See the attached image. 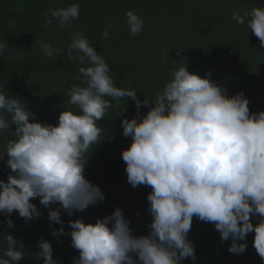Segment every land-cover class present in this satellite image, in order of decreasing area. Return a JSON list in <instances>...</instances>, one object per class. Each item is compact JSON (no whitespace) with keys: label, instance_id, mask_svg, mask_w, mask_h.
Returning <instances> with one entry per match:
<instances>
[{"label":"clouds","instance_id":"1","mask_svg":"<svg viewBox=\"0 0 264 264\" xmlns=\"http://www.w3.org/2000/svg\"><path fill=\"white\" fill-rule=\"evenodd\" d=\"M79 15V3L49 9L44 27L53 21L69 27ZM125 16L130 35L140 34L144 21L132 11ZM232 19L246 24L264 48V8L233 11ZM111 29L108 24L104 39ZM8 48L0 40V57ZM40 48L49 58L61 52L44 41ZM67 58L87 66L79 67L75 77L83 86L74 84L67 93L68 104L78 113L61 111L55 126L36 122L26 102L0 87V136L14 126V139L0 151V161L11 173L6 182L0 180L6 227H14L9 218L14 210L25 222L38 219L42 213L30 201L39 198L45 208L58 205L47 213L50 233L70 236L79 253L73 264H181L184 259L195 264L188 233L196 217L213 224L221 242L231 240L227 250L232 254H243L247 234L254 233L253 247L264 261V111L251 113L242 92L228 96L210 73L201 78L184 63L176 64L154 102L138 100L134 89L115 86L108 63L79 31L72 35ZM122 98L134 101L136 109L152 105L143 116L137 112L132 119H121L122 136L131 140L121 153L127 182L133 188L151 187L149 232L135 236L116 208L94 224L69 220L71 231L65 233L61 210L71 217L105 200L100 188L85 179V167L89 151L102 141L97 121L114 107L112 101ZM252 216L260 218L255 226ZM51 223L60 228L52 229ZM3 236L7 249L0 264H18L25 256L23 246L13 235ZM37 247L43 264H59L48 240L40 238Z\"/></svg>","mask_w":264,"mask_h":264},{"label":"crops","instance_id":"2","mask_svg":"<svg viewBox=\"0 0 264 264\" xmlns=\"http://www.w3.org/2000/svg\"><path fill=\"white\" fill-rule=\"evenodd\" d=\"M73 3H79L80 15L69 27H57L56 21L44 27V13ZM256 7L264 8V0H0V40L9 45L0 57V87L26 102L36 122L55 126L61 111H79L68 104L67 95L72 85L83 86L82 80L75 77L80 75L79 67L87 66L67 58L74 32H82L97 54L104 57L116 87L134 89L138 100L145 98L150 103L163 90L162 77H172L158 61L162 57L184 59L182 63L190 73L201 78L210 73L214 81L225 69L220 58L227 49L220 48L218 54L214 50L210 57L200 43L242 45L245 41L249 49L250 43H259L253 55L257 64L252 57L242 60L233 53L239 60L232 59L226 72L236 83L232 89L237 93L246 91L242 93L249 101L248 107H264V48L246 24L240 26L232 19L233 11L250 12ZM128 11L144 21L138 35H130L125 16ZM108 24L112 29L104 39L102 32ZM41 41L59 48L60 54L47 57L40 48ZM178 51H182L179 56ZM209 58L213 61L207 66ZM127 99L112 101L114 107L97 124L136 115V111L146 112V107L136 109L134 101ZM249 109L255 113L253 107ZM13 130L14 126L1 137H14Z\"/></svg>","mask_w":264,"mask_h":264},{"label":"trees","instance_id":"3","mask_svg":"<svg viewBox=\"0 0 264 264\" xmlns=\"http://www.w3.org/2000/svg\"><path fill=\"white\" fill-rule=\"evenodd\" d=\"M252 107L255 113L264 111V107H261V105ZM146 113L147 110L145 113L140 112V115L143 116ZM134 116L135 115H129L123 119H132ZM101 123L105 126H112L111 132L113 133L115 132L118 134L119 130L123 131L121 127V118L118 120L101 121ZM0 140L3 142L1 136ZM111 165H114V169L121 167V164L117 161L113 164L111 163ZM106 177L108 180H115L117 176L115 173L110 176V172H108ZM118 177H122V173ZM150 192L151 187L145 185H143V188H141V186H137L136 188L131 187L121 193L119 197H111V195H108L109 192H106L104 202L98 203L95 206H89L85 211L74 213L71 217L61 210L60 218L64 221V231L65 233L71 231L68 226L69 220L74 221L75 219L82 218L84 223L94 224L97 219H102L105 216L111 215L116 208H120L125 218L130 221V228L133 230L134 235H147L149 232L148 224L151 222L148 211L149 203L147 201V195L150 194ZM30 202L42 213L38 219L25 222L14 210L9 217L13 221L14 227L7 228L4 224L5 214H0V257H3V253L7 249V243L3 235L11 234L17 240L18 247L19 244L22 245L25 251L24 259L18 262V264H43L42 259L37 255L39 251L37 243L39 239L43 237L48 240L53 247V259H56L59 264H73L74 258H78L79 253L71 246L70 236L63 235L54 237L50 233V222L47 218V213L49 208L55 210L58 205H50L49 208H45L40 205L39 199L31 200ZM250 219L255 226L260 218L258 216H252ZM51 227L52 229H59L60 225L51 223ZM253 238L254 233L247 234V248L245 252L243 254H232L227 250L231 244V240L229 239L221 242L219 232L214 229L211 223L202 222L196 217H193L191 230L188 233V239L194 246L196 257L195 264H264V261L261 260L253 247ZM244 242L245 241H239L238 243ZM133 258L135 259L136 257ZM181 264H192V261L190 259H184Z\"/></svg>","mask_w":264,"mask_h":264},{"label":"rangeland","instance_id":"4","mask_svg":"<svg viewBox=\"0 0 264 264\" xmlns=\"http://www.w3.org/2000/svg\"><path fill=\"white\" fill-rule=\"evenodd\" d=\"M206 4V2H205ZM211 4V1H208V5ZM241 26V25H240ZM231 31V30H230ZM243 34H247L246 31H244ZM241 36V34H240ZM246 35L242 36V40H245ZM234 38V36H231V40ZM237 42H235V45L232 43H220V42H207V43H200V47L204 50V52L209 55L210 57H213L214 50L218 54L220 48L227 49V53H223L222 57L220 58L221 66L225 67V69H219L220 73L217 77H215L217 80L215 83L218 85H221L227 89V95L232 96L237 94V91L232 89L233 85H236L233 81H231L233 78H230V73L226 72L231 65L232 59L234 61H238L239 59L234 56L238 55L242 60H245L246 58L252 57L253 61L257 64V60L254 59L253 55L256 54V46L259 45V43H255L256 45L253 46L251 43L250 49L247 47L245 41L241 43L242 45H237ZM234 53V54H233ZM167 54V53H165ZM230 54L232 55V58L230 57ZM182 60L184 59H169L168 57H162L159 61L160 64L164 65L166 69H168V72L173 73V71L176 69V64L182 63ZM209 58L206 63L207 66L211 64L213 60ZM174 67V68H173ZM257 67V66H256ZM188 70V69H187ZM225 70V71H223ZM223 71V72H222ZM200 76V75H199ZM169 81V77L167 76L162 77V83L164 85ZM246 92V91H242ZM150 107H146V110L148 111ZM98 127L102 129L101 133V142L98 143L92 151H89V157L87 160V164L85 167V179H87L89 182H91L93 185H96L100 188L104 196L106 195V192H109L108 195H111V197H119L121 193L124 191L130 189L132 186L127 182V176L125 172V163L123 162L121 158V153L123 150H126L131 143V140L128 138H125L122 136V131L119 130L118 134L111 132L112 126H105L103 123L97 124ZM116 130V129H115ZM114 130V131H115ZM9 139H14V137H5L2 140H0V151L4 150V146ZM7 159V156L5 155V160ZM119 162L121 164V167H118L117 169H114V162ZM116 166V165H115ZM110 172V176H112L114 173L117 177H115V180H108L106 177V174ZM122 173V177H118ZM11 174L10 170L6 167L5 163L3 161H0V180H4L6 182V177ZM141 188H143V185H140ZM39 198H36L38 200ZM35 200V199H32Z\"/></svg>","mask_w":264,"mask_h":264}]
</instances>
